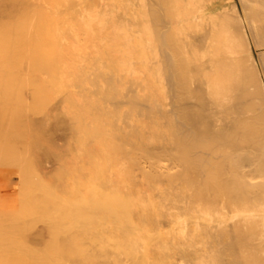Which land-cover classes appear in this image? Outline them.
<instances>
[{
  "label": "bare ground",
  "instance_id": "bare-ground-1",
  "mask_svg": "<svg viewBox=\"0 0 264 264\" xmlns=\"http://www.w3.org/2000/svg\"><path fill=\"white\" fill-rule=\"evenodd\" d=\"M66 4L0 0V98L11 82L57 67L62 44L76 54L73 120L55 125L100 144L96 154L83 146L87 174L122 197L91 194L80 208L94 218L100 207L131 211L129 264H264V0ZM34 121L42 136L33 142L46 144ZM11 174L0 172V189L14 184Z\"/></svg>",
  "mask_w": 264,
  "mask_h": 264
},
{
  "label": "rangeland",
  "instance_id": "rangeland-1",
  "mask_svg": "<svg viewBox=\"0 0 264 264\" xmlns=\"http://www.w3.org/2000/svg\"><path fill=\"white\" fill-rule=\"evenodd\" d=\"M75 3L76 0H71L70 3L67 0L69 5H66L75 8ZM60 8H64V6ZM62 45L59 50L61 56L58 54V65L57 67L54 65L56 68L52 66L53 69L46 67L39 70L36 74L40 78L36 75L34 79L26 80L28 82L16 80L5 85L4 90L7 95L9 94V97L7 100L0 98V172L10 171L14 182L11 187L0 189V238H2L0 239V264H91V262L92 264H129L130 256H125L129 251V245L124 232L128 233L133 229L134 233L133 225H138L136 219H131V211L127 213L129 209L110 206L106 217L100 207L97 208L98 213L94 214L97 215L94 218L89 215L85 207L80 208V205L84 206L81 201L85 202L86 199V202H89L91 194H93L91 200L109 204L117 202L119 204L122 197L119 191H115L120 189V186L115 188L101 177L92 179L87 174V165L85 164L88 158L87 154L91 161V155L96 154L100 144L95 145L98 148L92 142L86 144L87 151L91 148L92 154L90 152L85 154L83 146H86L84 144L88 138L84 141V137L71 136L69 132L67 133L55 125L59 116L68 121L72 119L70 114L71 99L73 97L79 99L70 74V67H74L78 57L76 54L69 53V46ZM60 51L62 52L60 53ZM93 52L92 49L90 53ZM92 97L97 99L95 95ZM34 120L38 122L37 125L44 124L49 139L45 143L50 149L49 147L44 149L46 144L34 143L38 142L37 137L41 139L42 136L39 137ZM23 121L27 124L24 125ZM31 123L32 125H29ZM24 127L26 128L24 129ZM78 138L79 140H77ZM13 157H20L17 165L15 162L9 163ZM20 172H22V177ZM116 194L120 196L118 197ZM62 201L67 203L63 205ZM74 204L77 207H72V205L75 206ZM64 211H68L70 214L64 213ZM39 215L42 217H37ZM84 220L88 223L91 222L92 229H90L91 227L89 229L80 227ZM43 225H46L47 228L45 226L46 229L42 228ZM74 226L76 227L74 228ZM58 227L59 229H57ZM70 228L74 230L72 231ZM147 228L146 226L145 229L148 230ZM37 229L39 230L37 231ZM35 230L36 232H34ZM58 230L61 232L58 233ZM62 230L65 231V237L62 236ZM61 238H65V240ZM125 247H127L126 250ZM140 250L141 248H139ZM151 250L154 249L151 247ZM151 250L149 251L151 255L158 253L156 250ZM92 251H95V254H92ZM141 252L136 255H140ZM166 255L161 259L167 261ZM92 258L95 260L94 262Z\"/></svg>",
  "mask_w": 264,
  "mask_h": 264
}]
</instances>
